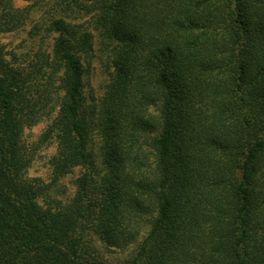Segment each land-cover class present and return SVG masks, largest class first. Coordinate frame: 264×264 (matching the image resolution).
Listing matches in <instances>:
<instances>
[{
	"label": "trees",
	"instance_id": "trees-1",
	"mask_svg": "<svg viewBox=\"0 0 264 264\" xmlns=\"http://www.w3.org/2000/svg\"><path fill=\"white\" fill-rule=\"evenodd\" d=\"M28 13L0 0L14 25ZM34 19L28 58L0 42V264H120L95 237L135 243L126 264H264V0H49ZM53 135L54 179L84 168L67 198L28 174Z\"/></svg>",
	"mask_w": 264,
	"mask_h": 264
},
{
	"label": "rangeland",
	"instance_id": "rangeland-1",
	"mask_svg": "<svg viewBox=\"0 0 264 264\" xmlns=\"http://www.w3.org/2000/svg\"><path fill=\"white\" fill-rule=\"evenodd\" d=\"M49 0H13V6L18 8L27 7L30 14L22 23L14 25L8 21L4 16L0 15V42L4 45L8 57L16 54L19 60H23L27 54L37 44L34 35L30 33V28L35 23V16H39L44 8V5ZM29 7V8H28ZM95 52L85 60L87 67L86 86L88 102L96 104L101 107V101L107 89V84L111 79L114 71V64L112 59L111 49L106 48L100 50L96 45ZM28 58V57H26ZM25 58V59H26ZM24 59V60H25ZM157 112L156 108L151 107L149 111ZM48 119H44L34 126L26 130V138L33 142V144L40 141V138L48 126ZM57 138L53 135L47 142L42 143L36 153L35 159L28 168V174L33 177H40L46 183L54 182L59 190H53V194L59 198H67L74 194L77 188V178L83 173L84 168L78 166L66 175L60 177L58 180L54 179L55 165L53 163V156L57 151ZM91 146L94 150L95 164L102 172L106 169L104 165V138L100 129H95L92 134ZM149 151V160L153 159V153L149 146H145ZM95 243L101 250L102 254L110 261L120 264H126L127 260L133 255L136 244H131L124 247L110 246L101 239L95 237Z\"/></svg>",
	"mask_w": 264,
	"mask_h": 264
}]
</instances>
